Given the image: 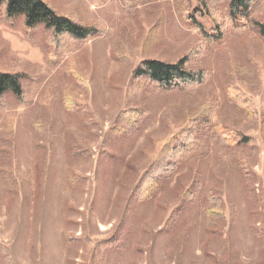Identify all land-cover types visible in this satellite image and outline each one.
<instances>
[{
    "label": "rangeland",
    "instance_id": "obj_1",
    "mask_svg": "<svg viewBox=\"0 0 264 264\" xmlns=\"http://www.w3.org/2000/svg\"><path fill=\"white\" fill-rule=\"evenodd\" d=\"M45 1L107 34L78 46L0 20V70L24 93L0 122V264H264V40L225 2ZM187 56L198 85L134 75ZM192 121L193 149L141 194L156 142Z\"/></svg>",
    "mask_w": 264,
    "mask_h": 264
},
{
    "label": "trees",
    "instance_id": "obj_2",
    "mask_svg": "<svg viewBox=\"0 0 264 264\" xmlns=\"http://www.w3.org/2000/svg\"><path fill=\"white\" fill-rule=\"evenodd\" d=\"M258 0H201L210 16H213L209 4L227 3L226 21L229 26L244 30L251 29L264 40V22L252 17L258 8ZM20 16L31 26H36L39 22L45 23L52 32L62 33L65 39L74 41L78 46L84 45L99 34H107L104 26L98 27L95 24L80 23L75 18L58 14L52 5L45 0H0V20L4 17ZM238 19H246L245 25L239 26ZM217 23V20H215ZM218 32H222V26L216 25ZM59 37V35L57 36ZM213 38V37H211ZM60 40V39H59ZM190 56L183 57L181 61L171 64L164 61L145 60L134 71L135 77L144 78L155 82L166 88H189L192 85L202 83L206 77L202 71L187 70L186 66L190 61ZM21 74L3 72L0 70V122L3 119L4 109L7 104L6 95L14 94L20 102L23 96ZM234 101L249 113L253 111V106L240 91L234 94ZM195 127L194 122L183 129L177 137L167 136L161 141H157L155 152L152 154V165L143 176L141 194L149 193L151 187L156 185L158 178L164 173L172 170L175 160L184 157L193 149L195 134L192 132ZM173 166V167H172ZM213 203L220 205V198L213 196ZM212 213L213 209L210 210Z\"/></svg>",
    "mask_w": 264,
    "mask_h": 264
}]
</instances>
